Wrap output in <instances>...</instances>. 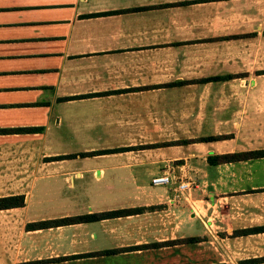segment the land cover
<instances>
[{"label": "crops", "instance_id": "crops-1", "mask_svg": "<svg viewBox=\"0 0 264 264\" xmlns=\"http://www.w3.org/2000/svg\"><path fill=\"white\" fill-rule=\"evenodd\" d=\"M29 127L0 133V191H19L0 196L26 197L0 210V264H264V230L243 232L264 226V157L207 161L264 148V0H0V129ZM68 141L110 145L67 165ZM38 180L84 204L24 216ZM123 208L143 210L26 228Z\"/></svg>", "mask_w": 264, "mask_h": 264}, {"label": "trees", "instance_id": "trees-1", "mask_svg": "<svg viewBox=\"0 0 264 264\" xmlns=\"http://www.w3.org/2000/svg\"><path fill=\"white\" fill-rule=\"evenodd\" d=\"M225 38H231V37L228 36ZM232 77L233 75H230V74L225 75V76H212V77L197 79L196 82L198 83H205V82H210V81L216 82V81L228 80ZM37 130H41V129L36 128V127L3 128V129H0V133L36 132ZM228 136L230 135L222 134V135L200 136L194 139L170 141V142H166L163 144H181L183 142L187 143V142H197V141L212 142V141H217L220 139L227 138ZM124 148H129V147L102 149V150H95V151H90V152H81L79 154L81 156L95 155V154H101V153L121 151V150H124ZM71 156L73 155L72 154L60 155V156H57L58 157L57 159L69 158ZM262 157H264V148H258V149L248 150V151L213 154L207 157V161L210 164L217 165V164H222V163L237 162L241 160L257 159V158H262ZM25 204H26V197L23 193L0 196V210L18 208V207L24 206ZM142 210H143L142 208H123V209H115V210L103 211V212H94V213H85V214H79V215L58 217L54 219L40 220V221L27 223L26 228L29 230H34V229H42V228L55 227V226H60V225H67V224H74V223H81V222H92V221H98V220L105 219V218H113V217H118V216L134 214ZM261 230H264V226L249 228V229L244 230L243 232H258ZM196 240L197 238H187V239H179L177 241L178 242H187V241L193 242ZM120 250L122 251L123 249L106 250V251L101 252L100 254L118 252Z\"/></svg>", "mask_w": 264, "mask_h": 264}, {"label": "rangeland", "instance_id": "rangeland-1", "mask_svg": "<svg viewBox=\"0 0 264 264\" xmlns=\"http://www.w3.org/2000/svg\"><path fill=\"white\" fill-rule=\"evenodd\" d=\"M27 144L31 145L32 149L34 151H39V144L38 143H32V142H27ZM117 144V143H115ZM2 145L4 146V148H10L9 144L6 143H2ZM110 145V143H105V142H95V143H77V142H66V143H62L61 146V150L65 151L67 154H72L73 156L69 157L70 160H68L67 165L69 163H75V161H72L74 158V154L76 152H79L81 150H83V148L86 146H92L95 147L97 149L99 148H104L106 146ZM30 148V147H29ZM14 151L19 150V148H16V145L14 144ZM53 149V147H52ZM12 151V150H11ZM13 151V152H14ZM15 154V153H14ZM16 155V154H15ZM28 159V158H27ZM27 159L26 158H22V162L27 164ZM5 160H13L14 163H16L17 158H9V159H5ZM4 160V161H5ZM18 164V163H17ZM10 166V164H8ZM50 185L51 183L46 182V180H38L35 183V189L34 190H29L28 194H29V205L26 210V212H24V216L25 215H36V216H40L43 214H53V213H58L61 211H64L68 206H70L71 204V199L70 197H75L77 196V201L78 204H80V206L82 204H84V194L82 193V191H78V190H69L67 184H62L60 189H54V188H49V187H44V185ZM5 192H19L18 190H13V191H0V194H3ZM28 201V200H27ZM17 212H12L10 214H6V216H9V218L11 216H16Z\"/></svg>", "mask_w": 264, "mask_h": 264}, {"label": "built area", "instance_id": "built-area-1", "mask_svg": "<svg viewBox=\"0 0 264 264\" xmlns=\"http://www.w3.org/2000/svg\"><path fill=\"white\" fill-rule=\"evenodd\" d=\"M170 181L169 175L168 174H162L159 176H155L152 178V183L153 184H166ZM184 184H180L179 188H182Z\"/></svg>", "mask_w": 264, "mask_h": 264}]
</instances>
